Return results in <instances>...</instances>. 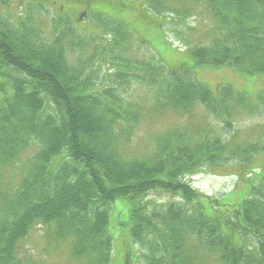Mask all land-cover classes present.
<instances>
[{"label":"trees","instance_id":"1","mask_svg":"<svg viewBox=\"0 0 264 264\" xmlns=\"http://www.w3.org/2000/svg\"><path fill=\"white\" fill-rule=\"evenodd\" d=\"M101 1L86 3L90 7ZM206 1L228 34L224 43L218 39L211 49L194 50L195 64L264 75V0ZM146 2L165 9L164 0ZM90 10L103 29L102 36L93 33L94 37L104 42L111 35L104 51L128 42V25ZM69 15L57 23L61 31L52 43L44 42L30 26H14L0 15V264H23L18 244L36 225L50 226L61 240L72 239L71 255L76 262L112 264L110 211L118 200L131 203L130 235L135 244L149 249L146 264H195L199 250L192 240L210 253L217 252L221 264H264V179L233 211L235 224L223 223L222 216H208L203 205L193 211V203L203 196L185 181L207 165L226 164L237 154L264 153V146L227 153L218 141L192 146L185 145L182 136H172L159 141L152 155L128 160L119 147L127 129H116L119 122L131 125L138 116L116 98L122 81L162 86V96L173 111L203 104L215 114L219 110L230 114L225 100L242 94L227 86L222 102H214L211 90L191 78V70L177 75L176 69L165 71L139 61L134 64L144 73L127 69L114 77L119 83L99 93L92 79L95 68L88 76L86 66L80 62L76 67L68 60L69 50L84 45ZM166 73L171 81L164 87ZM31 148L36 152L22 158ZM20 159L21 182L9 191L3 172L17 166ZM158 190L180 196L191 204V211L172 203L164 212L149 214L145 200ZM235 232L248 237L243 246L235 243ZM193 235L197 238L192 239ZM251 237L257 239L253 252L246 246Z\"/></svg>","mask_w":264,"mask_h":264},{"label":"rangeland","instance_id":"2","mask_svg":"<svg viewBox=\"0 0 264 264\" xmlns=\"http://www.w3.org/2000/svg\"><path fill=\"white\" fill-rule=\"evenodd\" d=\"M87 1L4 0L0 5V15L10 20L14 26H30L44 42L52 43L61 31L58 30L57 23L70 14L82 36L78 40L83 41L84 45L82 48L76 45L75 50H69L68 60L76 67L81 62L86 66L85 75L88 76H92V69L95 68L92 79L95 87L100 89L99 93L110 85L119 83L114 77L119 73L129 72L127 69L132 70V73H144L140 72L138 63L134 64L139 61L140 64H151L156 68L164 67L165 71L167 68L176 69L177 75L184 69L191 70V78L211 90L214 102L225 98L223 88L227 86L242 94L236 99L225 100L224 107L229 108L230 114L223 110L215 114L203 104L193 105L184 111H173L162 96V86H151L134 79L122 81L116 98L126 110L130 109L138 114L131 125H124L122 122L116 125L120 132L127 129L126 134L122 135L123 140L119 142L126 159L152 155L159 141L172 136H182V142L192 146L218 141L226 148L227 153H237L238 149L243 150L253 145L264 146V75H246L228 66H199L191 56L198 48L211 49L218 39L224 43L228 34L219 25L220 22L215 20L208 1L164 0V10L153 8L146 0L92 2L91 9L100 10L125 23L133 33L132 39L113 51L103 49V45L111 40V35H106L104 42L94 37L95 34L102 36L103 29L90 15L92 10L89 11L88 18L81 20L79 14L88 8ZM144 10L154 19L146 17ZM86 44L88 48H85ZM81 60L85 62L82 63ZM143 78L146 76L143 75ZM163 80L166 87L171 81L170 74H164ZM35 152V148H31L21 157L31 156ZM56 160L58 162L60 159ZM22 172L21 159L17 166L4 170L3 182L9 191L20 184ZM262 179L264 153H257L254 156L237 154L235 159L219 166L207 165L200 173L186 177L185 181L203 196L193 203V211L203 205L208 216H222L220 220H224L223 223L235 224L233 211L237 210L243 199L248 196L250 198L251 190ZM145 203L149 214L164 212L172 203L188 209L191 205L180 196L161 190L151 192ZM131 209V203L125 200H118L111 206L109 232L113 237L112 264H128L129 260L135 258L134 264H146L145 256L149 254V249L135 244L130 235ZM228 231L230 235L231 231ZM192 237L195 239L196 235ZM233 237L238 246H243L248 238L236 232ZM248 240L246 246L251 248V252L255 251L257 239L251 237ZM71 243L72 239L56 238L50 231V226L36 225L19 242L18 258L23 264H83L76 262L71 255ZM192 244L199 250L195 264H221L218 262L217 252L210 253L206 247L199 246L200 242L197 240H192Z\"/></svg>","mask_w":264,"mask_h":264},{"label":"flooded vegetation","instance_id":"3","mask_svg":"<svg viewBox=\"0 0 264 264\" xmlns=\"http://www.w3.org/2000/svg\"><path fill=\"white\" fill-rule=\"evenodd\" d=\"M87 6H88V4H87ZM89 11H90V7L88 6V8H86V11H82L79 15H81L80 16V18H81V20H83L84 21V19L85 18H88V13H89ZM128 34L130 35V37H129V39H128V41L130 40V39H132L131 38V36L133 35V33H132V31L130 30V28H129V26H128ZM135 259H132V260H129V262H128V264H134L133 263V261H134Z\"/></svg>","mask_w":264,"mask_h":264}]
</instances>
